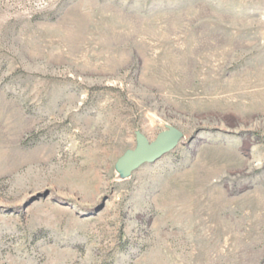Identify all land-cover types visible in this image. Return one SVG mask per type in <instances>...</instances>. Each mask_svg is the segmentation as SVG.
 <instances>
[{"label":"rangeland","instance_id":"obj_1","mask_svg":"<svg viewBox=\"0 0 264 264\" xmlns=\"http://www.w3.org/2000/svg\"><path fill=\"white\" fill-rule=\"evenodd\" d=\"M0 264H264V0H0Z\"/></svg>","mask_w":264,"mask_h":264},{"label":"water","instance_id":"obj_2","mask_svg":"<svg viewBox=\"0 0 264 264\" xmlns=\"http://www.w3.org/2000/svg\"><path fill=\"white\" fill-rule=\"evenodd\" d=\"M183 137V132L176 127L161 132L154 141H149L145 136L138 134L137 147L120 159L118 167L123 175H127L144 163L155 162L174 150Z\"/></svg>","mask_w":264,"mask_h":264}]
</instances>
